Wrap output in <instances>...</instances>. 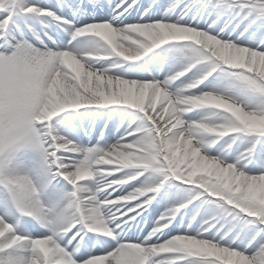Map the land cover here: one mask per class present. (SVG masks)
<instances>
[{"label":"snow or ice","instance_id":"snow-or-ice-1","mask_svg":"<svg viewBox=\"0 0 264 264\" xmlns=\"http://www.w3.org/2000/svg\"><path fill=\"white\" fill-rule=\"evenodd\" d=\"M5 112L0 264H264V0H0Z\"/></svg>","mask_w":264,"mask_h":264},{"label":"clouds","instance_id":"clouds-1","mask_svg":"<svg viewBox=\"0 0 264 264\" xmlns=\"http://www.w3.org/2000/svg\"><path fill=\"white\" fill-rule=\"evenodd\" d=\"M25 139L24 130L19 120L11 113L5 112L0 115V148L7 147L10 143H16ZM47 202V197H45ZM26 259L31 258L29 252H23Z\"/></svg>","mask_w":264,"mask_h":264}]
</instances>
